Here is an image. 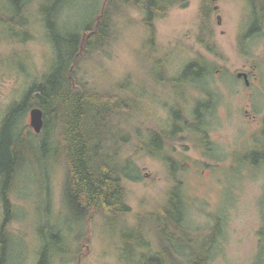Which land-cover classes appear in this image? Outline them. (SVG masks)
<instances>
[{"label": "rangeland", "instance_id": "obj_1", "mask_svg": "<svg viewBox=\"0 0 264 264\" xmlns=\"http://www.w3.org/2000/svg\"><path fill=\"white\" fill-rule=\"evenodd\" d=\"M31 1L25 19L33 30L32 40L22 43L18 39L26 33V26L20 29L21 36L10 41L0 26V119L48 63L51 46L37 19L43 0ZM103 2L67 0L60 19L73 29L97 12ZM203 4L210 9L205 21L200 14ZM143 17L144 13L131 5L115 17L113 37L106 47L82 64L89 85L116 88L135 99L137 110L131 123L143 142L147 129L169 128V112L178 104L176 96L181 90L169 86L168 79L177 76L192 58L204 56L209 61L211 73L203 81L213 88L218 102L207 116L210 154L203 151L201 136L189 130L166 143L165 151L178 168L175 173L163 156L138 149L135 139L127 143L121 152V159L129 163L126 172L130 175L123 177L130 207L126 221L134 224L138 215L163 202L179 181L191 232L188 239L196 240L191 244H205L206 234L218 222L207 264H264V162L252 164L251 160L263 144L264 26L240 43L241 36L259 23L251 16L246 0H188L186 6H174L166 16L155 19L152 42H148ZM200 36L213 45V52L199 41ZM155 59L161 60L162 70L166 69L161 82L156 80L161 70L155 67ZM252 65L257 77L251 75L250 85L245 86L236 72L249 71ZM183 95L189 106L198 93L189 88ZM22 124H29V110ZM46 165L38 157L17 174L9 198L10 217L4 224L5 264H36L43 242H55V252L67 259L63 262L56 255L53 264H137L138 250L125 244L126 234L118 225L109 226L99 213L82 222L67 206L63 160L49 167V204L43 191ZM3 219L0 198V227ZM54 235L58 238L52 239ZM187 254L189 251L183 250L184 258Z\"/></svg>", "mask_w": 264, "mask_h": 264}, {"label": "trees", "instance_id": "obj_2", "mask_svg": "<svg viewBox=\"0 0 264 264\" xmlns=\"http://www.w3.org/2000/svg\"><path fill=\"white\" fill-rule=\"evenodd\" d=\"M65 1L43 0L38 5L37 19L41 20L40 25L51 46L48 63L0 119V198L4 207L0 227V264H5L7 233L4 224L10 217V193L17 174L28 169L38 157L45 161V165L47 163L43 191L49 204V167L63 160L67 206L82 222L99 213L109 226L118 225L126 234L125 244L138 250L137 264H207L218 234V222L206 234L208 240L205 244L198 247L191 244L196 240L188 239L191 232L186 225V208L179 181H175L176 185L171 187L163 202L138 215L134 224L127 223L130 207L126 202L123 177L130 176L126 172L129 163L121 159V152L128 142L135 139L138 149L145 146L149 154L163 156L172 170L174 168V173L177 171L172 156L165 151L166 143L181 137L187 130L201 136L205 106L201 93L204 91L203 80L211 73L209 61L204 56L192 58L177 76L169 78V86L182 92L191 88L198 96L187 106L186 98L181 96L183 93L177 92L178 104L169 112V128L147 129L144 142L131 123L137 110L135 99L116 88L90 86L82 74V64L106 47L113 37L115 17L127 7L131 5L144 12L142 23L149 30L148 42H152L155 19L166 16L174 6H186L188 0H104L97 12L73 29H68L60 19ZM31 2L0 0V26L4 27L7 40L21 36L20 29L25 26L26 33L18 39L22 43L33 39V30L25 19ZM246 2L255 23H259L255 29L241 36V44L264 26V0ZM209 11L203 4L200 9L202 20L209 17ZM199 39L209 51H214L212 44L206 43L201 36ZM154 64L161 69V60L155 59ZM163 75L161 70L157 82H161ZM34 106L43 110L44 123L39 133H35L29 124H22V117ZM190 112L193 118H190ZM259 156L254 152L251 160L255 162ZM82 235L80 233L78 238L81 239ZM55 238L57 235L52 237ZM43 244L36 264H53L56 255L63 262L67 260L55 252V242ZM185 249L189 254L184 258L182 253Z\"/></svg>", "mask_w": 264, "mask_h": 264}, {"label": "flooded vegetation", "instance_id": "obj_3", "mask_svg": "<svg viewBox=\"0 0 264 264\" xmlns=\"http://www.w3.org/2000/svg\"><path fill=\"white\" fill-rule=\"evenodd\" d=\"M245 41H247V40H245ZM254 67H255V65H252L251 70L243 71L242 72L243 74L241 76H238V73H240V72H236L237 78H242L245 86L250 85L251 75L257 77L256 69ZM203 87H204V91H203V93H201V97H202V101L204 102L205 106L202 110V121H203L202 128H201L202 129V132H201V138L202 139L200 141H201L203 147L206 149L203 151H205V153H207V154H210L209 150H208L209 149V140H208L207 136L209 135V132L207 131V120H208L207 116L213 111L215 105L217 104V102H218L217 96L218 95L213 91V88L209 85V83H204ZM181 96H182V98H185L184 95L181 94ZM209 104H210V106H209ZM262 128H263V130L260 133L262 135L260 137V140L262 139L263 144H261L262 146L260 147V149H257L256 151H254V152H258L260 156L255 160V162L252 161V164L253 163L256 164V162H260V161L264 162V115L262 116ZM258 143H260V142H258ZM141 149L145 151L146 147L142 146Z\"/></svg>", "mask_w": 264, "mask_h": 264}, {"label": "water", "instance_id": "obj_4", "mask_svg": "<svg viewBox=\"0 0 264 264\" xmlns=\"http://www.w3.org/2000/svg\"><path fill=\"white\" fill-rule=\"evenodd\" d=\"M220 21V17L218 18ZM243 73H238V76H241ZM245 74V73H244ZM44 118H43V110L38 107L34 106L29 109V125L33 129L35 133L41 132L43 128Z\"/></svg>", "mask_w": 264, "mask_h": 264}, {"label": "bare ground", "instance_id": "obj_5", "mask_svg": "<svg viewBox=\"0 0 264 264\" xmlns=\"http://www.w3.org/2000/svg\"><path fill=\"white\" fill-rule=\"evenodd\" d=\"M143 12V11H142ZM144 13V12H143ZM213 46V45H212ZM182 68H183V66H182ZM181 68V69H182ZM160 70H162V69H160ZM166 70V69H165ZM165 70H162V72H164V75H165ZM173 77H175V75H173V76H171V77H169V78H173ZM169 80V79H168ZM168 84H169V81H168ZM150 88L153 90V88H154V86H152V85H150ZM191 104V103H190ZM189 104V105H190ZM190 118H193L192 117V115H191V112H190ZM189 131H192V130H189ZM193 132V131H192ZM194 133V132H193Z\"/></svg>", "mask_w": 264, "mask_h": 264}]
</instances>
